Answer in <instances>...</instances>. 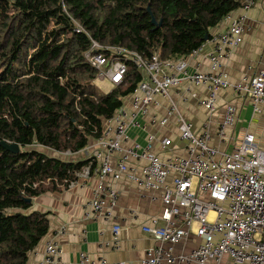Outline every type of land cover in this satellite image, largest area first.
Wrapping results in <instances>:
<instances>
[{
	"label": "trees",
	"instance_id": "16d2710c",
	"mask_svg": "<svg viewBox=\"0 0 264 264\" xmlns=\"http://www.w3.org/2000/svg\"><path fill=\"white\" fill-rule=\"evenodd\" d=\"M242 6L243 0H0V264L28 262L50 230V213L35 209V199L75 182L90 160L71 157L101 137L142 80L127 62L122 84L97 89L98 72L86 57L93 43L110 60L106 47L144 59H185Z\"/></svg>",
	"mask_w": 264,
	"mask_h": 264
},
{
	"label": "built area",
	"instance_id": "2783aa9c",
	"mask_svg": "<svg viewBox=\"0 0 264 264\" xmlns=\"http://www.w3.org/2000/svg\"><path fill=\"white\" fill-rule=\"evenodd\" d=\"M252 4L253 0H243L240 9L246 11ZM245 20V14L225 18L227 27L209 41L212 51L206 58L211 71L206 73H189L185 59L160 60L158 55L144 59L124 48H104L113 56L114 60H110L97 43H93L91 53L86 56L99 78L107 80L113 88L122 84L127 62L142 76L134 92L125 98L123 106L104 123L102 135L95 141V149L86 157L89 164L75 173L76 180L93 176L99 181L86 204L95 217L109 220L118 202V193L105 184L106 178L118 181L125 177L153 193L150 201L162 203L161 217L142 228L157 245L148 250L138 264H220L224 257L230 264H264V149L248 133L235 146L227 141V130L235 123L233 105L224 107L222 120L216 127L219 141L229 144L231 150H220L211 142L208 121L194 131L193 124L179 114L168 95L182 82L203 86L206 97L199 105L212 114L216 110L217 92L230 87L236 94H244L250 100L254 113H260L264 108V69L236 85L230 84L227 76L217 70L220 61L228 58L242 43ZM159 98L169 101L168 109L162 117L151 116L150 108L158 106ZM173 116L178 119V141L184 145V155L161 158L152 151L155 136L151 134L145 137L144 146H125L129 130H145L148 125L163 128ZM147 117V125H142L140 118ZM160 146L163 153H168L172 140L163 138ZM132 161L143 162L140 175H136L130 164ZM118 230V226L113 227L114 246L118 244ZM64 231L61 228L59 232ZM190 237L196 238L198 245L187 253H176L175 246ZM61 256V248L54 240L45 242L42 264H63ZM79 264L129 263H108L104 258L91 260L81 253Z\"/></svg>",
	"mask_w": 264,
	"mask_h": 264
},
{
	"label": "crops",
	"instance_id": "0c3cea01",
	"mask_svg": "<svg viewBox=\"0 0 264 264\" xmlns=\"http://www.w3.org/2000/svg\"><path fill=\"white\" fill-rule=\"evenodd\" d=\"M246 15L242 32V43L235 48L230 56L220 61L218 71L227 76V81L232 84H240L248 81L259 70L264 69V0H253L252 6L243 11L241 9L230 14L231 17ZM225 19L212 30V35L222 33L227 27ZM212 51V44L207 42L194 56L185 58L189 73L194 71L210 72V63L206 58ZM171 73V72H170ZM141 75V73H140ZM142 77V76H141ZM104 93V92H103ZM170 100L176 105L179 114L193 124V130L197 131L208 121V131L212 137V144L220 150L229 148V144L219 141L216 127L223 117L224 107H235V123L227 130L228 140L231 146H235L246 134L254 136L255 142L264 149V108L260 113H254L251 102L244 94H236L232 88L220 89L217 92L216 110L209 114L199 102L206 97L203 86L190 85L182 82L177 88L169 91ZM169 101L158 99V106L150 108V115L162 117L168 109ZM149 117L140 118L142 125H147ZM178 119L173 116L165 127L148 125L145 130L131 129L127 132L125 146L134 144L144 146L147 134L155 136L152 143V151L161 158L170 155H184V145L178 141ZM163 138H170L172 146L168 153H163L160 142ZM231 148V147H230ZM95 149V141H90L87 148L71 157V160H85L89 152ZM112 165L115 159H112ZM140 175L143 162H130ZM105 184L112 186L118 193V202L111 212V218L104 220L90 213L86 204L92 197L93 191L98 186V179L78 178L67 189L61 188L54 193H46L35 199V209L49 212L50 230L35 250L29 254L26 264H42L44 244L48 240H54L61 248L63 264H79L80 254L84 253L91 260L104 258L108 263L125 262L138 264L148 250L157 245L150 236L143 233L142 228L150 224L151 220L159 219L163 212L160 201L152 202L149 197L153 193L145 191L135 184L127 181L125 177L118 181L111 178L104 180ZM142 194L144 198L140 197ZM159 195L160 192H155ZM118 226L117 246L113 235V227ZM64 232L60 233V229ZM199 241L190 237L186 242L175 246L176 253H187L198 245ZM220 264H230L224 257Z\"/></svg>",
	"mask_w": 264,
	"mask_h": 264
},
{
	"label": "rangeland",
	"instance_id": "374dc122",
	"mask_svg": "<svg viewBox=\"0 0 264 264\" xmlns=\"http://www.w3.org/2000/svg\"><path fill=\"white\" fill-rule=\"evenodd\" d=\"M94 84L97 87V89H99L101 92H104V93L109 92L113 88L112 85L107 80H105V79L102 80L99 78V76H97L96 80L94 81ZM230 150H231V148H229L228 151H230ZM73 157H76V156H73ZM59 158L67 160L68 157H65V155H62V156L60 155ZM76 159L78 160V158H76ZM76 159H73V160H76Z\"/></svg>",
	"mask_w": 264,
	"mask_h": 264
},
{
	"label": "water",
	"instance_id": "95a60500",
	"mask_svg": "<svg viewBox=\"0 0 264 264\" xmlns=\"http://www.w3.org/2000/svg\"><path fill=\"white\" fill-rule=\"evenodd\" d=\"M152 24L155 25L156 21L152 18ZM1 145L7 149L8 151L12 152V153H18L19 152V147L16 144H6L4 142L1 143ZM77 160V159H76ZM74 161V160H72Z\"/></svg>",
	"mask_w": 264,
	"mask_h": 264
}]
</instances>
